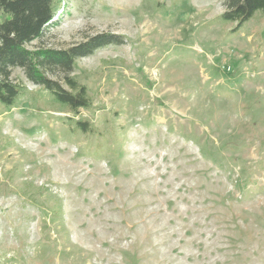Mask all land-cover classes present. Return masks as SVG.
I'll return each instance as SVG.
<instances>
[{
	"label": "rangeland",
	"instance_id": "374dc122",
	"mask_svg": "<svg viewBox=\"0 0 264 264\" xmlns=\"http://www.w3.org/2000/svg\"><path fill=\"white\" fill-rule=\"evenodd\" d=\"M224 2L54 0L29 49L123 43L77 61L79 114L13 69L0 264H264V14Z\"/></svg>",
	"mask_w": 264,
	"mask_h": 264
},
{
	"label": "trees",
	"instance_id": "16d2710c",
	"mask_svg": "<svg viewBox=\"0 0 264 264\" xmlns=\"http://www.w3.org/2000/svg\"><path fill=\"white\" fill-rule=\"evenodd\" d=\"M54 0H0V103L13 107L21 93V86L11 80L12 71L21 68L27 79L40 86L54 99L79 114L89 109L91 100L86 86L72 76L79 59L91 56L98 49L123 43L121 36L102 33L67 49L38 47L31 50L28 44L43 37L45 29L53 23ZM221 19L234 23L240 30L258 12L264 14V0H225ZM63 80L62 82L59 81ZM77 126L87 132L89 122L78 121Z\"/></svg>",
	"mask_w": 264,
	"mask_h": 264
}]
</instances>
